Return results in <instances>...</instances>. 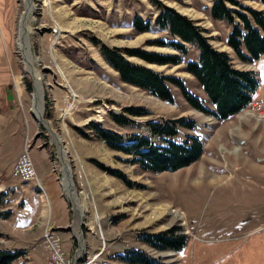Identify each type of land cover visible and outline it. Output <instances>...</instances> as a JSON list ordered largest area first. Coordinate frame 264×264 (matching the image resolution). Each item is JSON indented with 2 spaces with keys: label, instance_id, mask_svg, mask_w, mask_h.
Instances as JSON below:
<instances>
[{
  "label": "rangeland",
  "instance_id": "1",
  "mask_svg": "<svg viewBox=\"0 0 264 264\" xmlns=\"http://www.w3.org/2000/svg\"><path fill=\"white\" fill-rule=\"evenodd\" d=\"M32 1L35 9L25 19L34 65L43 76V121L31 110L36 79L18 44L28 11L25 0H0V124H14L11 139L0 135V248L24 251L11 264H62L43 241L53 237L52 216L64 217V228L73 235L71 248L62 244L63 264H129L114 257L129 249L163 264H264V55L252 62L238 58L227 44L232 26L212 16L213 0ZM235 1L229 4L239 12H248L247 7L264 11L260 0ZM164 6L203 29L236 68L255 72L260 85L249 107L220 120L193 107L173 83L174 102H169L122 79L102 46L121 49L133 63L182 79L205 108L215 110L186 70L189 61L198 59V47L188 43L187 52H179L170 46L178 39L155 25ZM136 16L152 21L153 29L138 32L133 27ZM157 40L166 45L155 44ZM127 49L174 54L182 62L151 63ZM129 108H144L147 114L132 115ZM113 114L127 116L128 123L118 124ZM19 117L24 119L23 146L27 138L33 146L40 175L36 179L22 181L12 174L23 137L15 125ZM179 118L194 127H180L175 140L197 136L204 152L190 165L162 172L134 163L133 155L113 148L91 125L119 133L126 145L136 141V135L158 143L149 122ZM47 124L60 135L68 155L84 211L79 227L74 201L64 188L60 147ZM7 211L8 217L3 215ZM172 228L188 236L182 251L159 250L140 239Z\"/></svg>",
  "mask_w": 264,
  "mask_h": 264
},
{
  "label": "trees",
  "instance_id": "2",
  "mask_svg": "<svg viewBox=\"0 0 264 264\" xmlns=\"http://www.w3.org/2000/svg\"><path fill=\"white\" fill-rule=\"evenodd\" d=\"M211 13L214 19L226 20L232 30L227 37V44L233 48L238 58L244 62H252L264 55V11L247 7L248 12H239L229 3L236 4L235 0H213ZM264 4V0H260ZM155 25L161 30L168 31L175 39L170 46L181 53L187 52L186 44H195L199 49L197 60H191L186 65L190 72L203 87L204 91L215 105V110L205 108L200 98L193 94L184 81L176 76L163 75L152 68L138 65L128 60L123 50L102 46V52L109 63L120 72L124 81L137 85L152 95L163 100L174 102V95L169 86L173 83L180 88L183 96L195 108L213 115L220 120H227L249 107L260 85L254 71H244L236 68L230 55L221 51L210 43L203 29L187 16L173 8L164 6L155 20ZM133 27L138 32L151 31L153 23L136 16ZM158 45L166 44L157 40ZM126 53L158 64H179L182 59L174 54L148 52L139 49H127ZM132 115L147 114L144 108H129ZM113 119L120 125H126L127 116L113 114ZM92 128L105 139L113 148L133 155L134 163H139L145 170L162 172L177 170L197 161L204 152L201 139L197 136H188L184 141H177L182 126L194 127L192 121L185 122L183 118L168 122L150 121L152 134L159 138L156 143L151 136L136 135V141L123 144L119 133L91 123ZM0 193V206L3 204ZM10 211L3 213L10 215ZM179 228H172L160 233H147L140 239L159 250L182 251L188 245V236L178 233ZM24 255V251H8L0 248V264H11ZM118 260L129 264H163L153 260L145 252L136 249L125 250L115 254Z\"/></svg>",
  "mask_w": 264,
  "mask_h": 264
},
{
  "label": "bare ground",
  "instance_id": "3",
  "mask_svg": "<svg viewBox=\"0 0 264 264\" xmlns=\"http://www.w3.org/2000/svg\"><path fill=\"white\" fill-rule=\"evenodd\" d=\"M25 4L27 6V13L24 15V18H22V23L20 27V32H19V38H18V44L20 49L22 50V53L25 57V61L27 64V68L32 72V74L35 76L36 79V92L33 94V106L31 108L32 112L34 115L37 116L39 121H43V114H44V88H43V76L42 74L38 71L36 66L34 65V62L36 61L34 58V55L32 53V50L30 49V36H29V27L26 24V19L29 17V14H31L32 11L35 9V3H33L32 0H25ZM26 18V19H25ZM49 127L53 139L57 142V144L60 147V152H61V157L64 163V173H65V183H64V188L65 190L70 194L72 197L75 208L77 211L78 215V221H77V226L79 227L80 225V220L84 216V211L81 202L78 199V196L76 194V190L74 187V182L72 179V172H71V166L69 163L68 155L66 153V150L63 146L62 139L60 135L52 129L50 124H47ZM163 207V206H161ZM164 211H167L166 208H163ZM161 210V209H159ZM174 213L177 214L176 211ZM83 219V218H82ZM78 230V229H77ZM82 238V237H81Z\"/></svg>",
  "mask_w": 264,
  "mask_h": 264
},
{
  "label": "built area",
  "instance_id": "4",
  "mask_svg": "<svg viewBox=\"0 0 264 264\" xmlns=\"http://www.w3.org/2000/svg\"><path fill=\"white\" fill-rule=\"evenodd\" d=\"M32 144L29 138H27L25 145L23 146L21 152L19 153L17 159L12 168V174L14 177L24 181L25 178H38V172L31 155ZM43 241L50 248L53 258L57 263H64L65 256L62 250V239L58 234L56 228L53 227V237H46Z\"/></svg>",
  "mask_w": 264,
  "mask_h": 264
},
{
  "label": "crops",
  "instance_id": "5",
  "mask_svg": "<svg viewBox=\"0 0 264 264\" xmlns=\"http://www.w3.org/2000/svg\"><path fill=\"white\" fill-rule=\"evenodd\" d=\"M13 107H14V109H13ZM12 109H13V111H17L16 109H18V108L15 107V106H12ZM16 120H18V121H15V123H16L15 125L20 126V129H22V132H23V137L20 140V143L18 145V148H17V151H16V154L17 155H16L15 158H17L18 155H19V153L21 152L22 147H23V144H24L23 141H25V136H26V134L24 133V129L22 127L23 126L24 119L22 117H19V119L16 118ZM11 122H13V121H10L8 123V126H6V128L3 125L0 124V135L1 136H5L6 137V140H7V138L11 139V137H12L11 136V132H10V126L11 125H14V124H10ZM32 129H34V125L32 126ZM32 129H31V131H32ZM39 149H42L43 150L44 148H40L39 147ZM37 171H38V169H37ZM38 177H40L39 174H38ZM52 218H53V220H55L56 226H54V228H56V230L58 231V234L60 235V237L62 239V243L65 241L64 244L65 245H68V247L71 248L73 246V243H74L73 235L72 234H69L70 232L68 230H65L64 226L66 225V221H65L64 217H54V216H52Z\"/></svg>",
  "mask_w": 264,
  "mask_h": 264
}]
</instances>
